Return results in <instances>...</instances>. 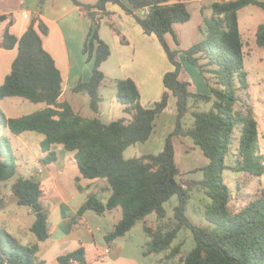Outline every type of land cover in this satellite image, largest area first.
I'll return each instance as SVG.
<instances>
[{"label":"trees","instance_id":"1","mask_svg":"<svg viewBox=\"0 0 264 264\" xmlns=\"http://www.w3.org/2000/svg\"><path fill=\"white\" fill-rule=\"evenodd\" d=\"M72 1L79 6L80 13L92 21L83 53L88 61L93 60L91 78L79 81L73 91L88 93L89 106L95 113L100 111L103 101L101 87L106 80L101 66L111 55L110 45L99 33L102 22L110 26L122 43H128L107 9L109 2L134 16L145 33L157 36L174 66L163 76L167 90L154 106L146 107L142 104L136 81L130 77L122 78L115 81L116 99L129 117L105 123L98 116L88 117L77 112L68 99L62 98L61 70L44 46L50 28L41 16L44 0H39V13L31 18L20 37L9 27L5 30L3 46L10 49L17 45L18 55L0 86V101L7 97H22L44 106L20 117L9 118L0 108L2 125L15 135L27 131L42 134L41 148L47 154L41 158V163L56 160L57 154L52 147L62 144L66 150L75 152L82 177L108 183L111 189L109 198L104 202L91 194L76 215L81 217L88 210L100 215L120 210V219L105 235L108 243L126 235L139 221L155 214L156 225L144 223V230L150 237L145 254L170 250L168 257H176L181 253L182 244L174 246L173 243L180 231L188 228L192 231L195 246L179 264H264V186L259 187L247 204L237 205L224 174L227 169L252 176L264 174V154L257 145L260 130L254 108H236L240 100L236 82L244 90L248 86L239 10L252 3L264 9V1L212 0L210 14L205 13V6L202 8L200 39L183 51L172 49L166 34L173 33L176 43H180L174 24L191 19L185 0H127L131 8L123 0ZM147 7L150 8L148 13L145 12ZM6 20L9 25L13 24V14H1L0 26ZM256 41L264 47V23L257 27ZM181 52L185 60L198 68L209 88L207 92L196 91L191 81L180 79L183 63L177 57ZM171 94L177 98L176 121L165 138L163 149L159 153L126 158L124 151L129 146L146 142L151 137L155 120L167 107ZM208 104L209 109H203V105ZM237 129H240L237 160L235 165H229L226 158ZM178 138H191L207 157L204 165L187 171L201 172L202 177L186 182L180 180L183 170L177 160ZM17 172L12 148L5 136H0V182L11 180ZM194 185L211 198L206 209V219L211 224L208 227L192 222L187 214ZM78 186L82 189L81 185ZM10 190L20 206L33 211L35 221L31 230L39 241L47 240L51 233L49 213L42 201V183L34 177L19 176L11 183ZM174 195L178 196L179 202L174 207V223L169 226L165 222L167 211L164 204ZM38 252L37 243L25 244L0 227V264H44ZM57 264L91 263L85 247L80 246L59 255Z\"/></svg>","mask_w":264,"mask_h":264},{"label":"crops","instance_id":"2","mask_svg":"<svg viewBox=\"0 0 264 264\" xmlns=\"http://www.w3.org/2000/svg\"><path fill=\"white\" fill-rule=\"evenodd\" d=\"M123 1L128 7H132L127 0ZM185 1L188 3L191 19L184 23L174 24V31L180 43H176L173 33L166 34L167 41L174 50L183 51L199 40V24L201 23L202 8L204 9V6L206 13H208L206 5L203 3L204 0ZM192 8L199 11L200 14H197V18ZM107 9L115 20L116 26L128 39V43H122L120 37L112 30H110L111 34L108 30L103 31V27L111 28L105 21L102 22L99 32L100 36L111 48V55L101 66L106 75L105 82L108 81L112 84V87L116 88V80L128 77L134 79L141 91L142 104L146 107H152L156 101L161 99L164 91L167 90L163 83V76L166 72L172 70L174 66L166 51L164 53L162 50H158L162 63L159 65L156 72L155 67L150 66V63L155 59L153 53L155 50L153 47H155V41L159 42L157 36L155 34L145 33L134 16L126 13L119 5L109 2L107 4ZM23 12H28L30 18H25ZM37 13H39V0H0V15L13 14L14 16L13 24L9 25L8 20H6L0 26V86L4 83L6 76L11 72L13 61L18 55L17 45L10 49L3 46L6 28L9 27L13 34L20 37L27 30L31 18ZM41 16L50 28L49 34L44 38V46L53 55L58 68L61 70L63 76L62 98L66 99L65 94L67 89L73 91V88L79 81H88L91 78L93 60L88 61L86 59V55L83 53V47L88 32L92 27V21L80 13L79 6L72 0H44ZM59 56L61 58L60 60ZM178 56L183 57V53H179ZM182 63L183 68L180 79L189 80L187 79L188 77L185 71L189 62L183 58ZM193 71L196 81L194 83L193 80H189L193 84V89L200 92H207L209 88L204 78L200 72L197 74L196 70L193 69ZM8 98L10 97L0 101V107L8 104L24 109L30 107H27V99L19 97V100L10 103ZM78 100L79 96H74L69 101L74 109L80 113L81 111L77 110L81 108L78 104ZM176 102L177 98L171 94L167 107L156 118L154 132L147 141H149L158 130H161V134L165 140L167 134L174 128L177 114ZM43 106L42 103H40V105L36 104L31 112ZM103 109L104 98L101 103L100 111L94 113L99 116ZM170 109L173 110L170 111ZM122 111H124L123 105ZM4 113L8 118L20 117L28 114L24 113L16 116L8 114L5 111ZM6 130L9 129L0 123V132ZM30 132L31 131H27L19 134L18 137H20L21 144L27 149H30V152H33L34 148L39 150L38 157L35 158L39 164L30 168L29 174L23 176L34 177L42 183L44 189L42 201L46 209V201H56L58 204L57 211L55 210L56 212H54L55 214L50 213L47 209L49 213L51 236L45 241H39L36 234L31 230L35 221L33 211L29 207L26 209L20 208L17 197L10 189L9 192L6 193V198L0 197V210H2L4 214L2 215L4 222H8L7 226L16 224L18 228H8L4 222H0V227L6 228L18 240L25 244L37 243L39 245L38 256L45 261L44 264H47V261L42 257L43 253L55 247L58 243L64 244L70 242H76L78 247H85L87 259L91 264H122L120 263L122 261L120 259L122 258L123 248L117 243L118 239L111 244L105 239L106 245L103 246L95 231L97 229L101 231L102 228L100 226L94 227L93 221L89 220L88 211L90 210L86 211L81 217L76 216L80 206L91 194L97 195L104 202L109 198L111 189L108 183L102 179L90 180L82 177L75 158V152L66 150L62 144H56L52 147L57 154L56 160L49 164L41 163V158L47 154V152L43 151L41 148V141L44 136L39 133L35 135L29 134ZM187 139L190 140V138ZM186 144L189 143L187 142ZM73 164L76 165L78 170H73ZM200 177L201 175L197 178ZM78 185H81L82 189H80ZM73 186H75L76 189L74 191L72 190ZM79 192L84 193L83 197L85 199L81 205L73 206L70 204V201L75 198ZM102 216L110 218L107 231L104 234L105 238V235L112 230L115 223L120 219L121 212L120 210L108 211L102 214ZM78 247H76V249ZM107 248L109 249L108 252H106ZM57 257L53 260V264H57ZM123 261L125 262L128 260ZM159 262L168 263L165 260H159ZM133 263L139 264L137 260H133Z\"/></svg>","mask_w":264,"mask_h":264},{"label":"rangeland","instance_id":"3","mask_svg":"<svg viewBox=\"0 0 264 264\" xmlns=\"http://www.w3.org/2000/svg\"><path fill=\"white\" fill-rule=\"evenodd\" d=\"M83 2H96L97 0H81ZM264 1V0H260ZM212 0H204L203 3L206 5L207 12L206 14L211 13L210 3ZM193 13H195L196 18L197 14H200L199 11L192 8ZM142 14V12H139ZM144 14V13H143ZM195 18V19H196ZM239 18H240V26L241 32L245 43V63L244 69L247 73V83L248 86L246 90L239 86L237 83V93L240 98L236 108H242L245 106H253L255 116L259 121V137L257 141V145L262 154H264V47H261L257 44L256 41V30L259 24L264 23V9L263 7L256 4H249L242 9L239 10ZM202 21V19H201ZM200 25V24H199ZM108 30L111 34V29L108 27H103V31ZM113 33V32H112ZM104 35V33H103ZM199 39H200V30H199ZM55 41V39L53 38ZM52 40V41H53ZM155 47L153 51L155 55L154 61L150 63V66L155 67V71L157 72L159 65L162 63L160 56L158 54V50H162L165 53L163 46L158 41H155ZM178 60L183 61V57H177ZM181 58V59H180ZM59 56V60H60ZM185 71L187 74V79L193 80L195 83V73L193 71L196 70L197 74H199V70L197 67L189 63L187 65ZM198 81V80H197ZM239 86V87H238ZM209 90V89H208ZM117 89L112 87V84L106 81L101 88V94L104 98V109L102 113L98 116L103 122L108 123L114 119L129 117L127 113L122 111V104L119 103L116 99ZM74 93V94H73ZM74 96H79L78 104L81 108H78V111L84 116L92 117L97 116L94 111L89 106L90 96L85 92L75 93L71 89L66 90L65 98L70 100ZM19 100V97H10L8 101L15 102ZM27 102V107L29 108H21L12 104H8L6 106H1L6 113L11 115H21L24 113H30L31 110L36 106V104L29 100ZM210 105H203V109H209ZM173 109H170V111ZM1 117V116H0ZM1 123V118H0ZM158 130V129H157ZM161 130H158L152 138L143 143H138L135 145L129 146L124 151V156L126 158H132L135 156H140L145 153H159L164 146L165 140L161 134ZM29 134H38L36 132H30ZM0 136H5L7 143L11 146L12 152L15 156L16 163L18 165L17 174L7 182H0V197L6 198V193L9 192L11 187V183L17 179L19 176L27 175L30 172V168H33L39 164L38 161L35 160L38 157L39 150L34 148L33 152H30V149H27L23 144H21L20 137L18 135L13 134L11 131H1ZM240 137V129H237L233 136V142L231 145V150L226 158V162L229 165H235L237 160V148ZM189 144H186V143ZM177 147V160L178 164L181 166L183 170V175L180 177L181 181H188L191 178H197L202 174L199 173H188L187 171L202 166L206 163L207 157L202 153V150L199 146H196L192 141L187 138L176 140ZM28 163V164H26ZM73 170H78L76 165L73 164ZM225 180L230 185V188L235 196V204L237 205H245L249 202L250 199L254 197L259 187L264 186V174L262 175H249L248 173L236 171L233 169H227L225 171ZM72 190H76L75 186L72 187ZM78 195L70 201V204L73 206L81 205L84 201V193H77ZM179 199L177 195L172 196L165 204V208L167 211V217L165 222L172 226L174 223V207L178 204ZM47 209L50 213L55 214L58 204L56 201H46ZM211 203V198L208 197L204 190L198 186H192L191 190V199L188 203L187 214L190 217L191 221L196 223L197 225L208 227L211 224L206 219V209L207 206ZM18 207V206H17ZM19 208V207H18ZM20 208L26 209L25 206H20ZM56 210V211H55ZM2 210H0V222H4L2 218ZM88 218L90 221H93L94 227L100 226L102 230H95L97 235L99 236V240L101 244L106 245V241L104 238V234L107 231V226L109 225L108 221L109 217H104L99 215L93 210L88 211ZM144 223H149L151 225H156L157 217L155 214H150L145 221H139L126 235L122 236L118 239L117 243H119L122 248V260L120 263L122 264H135L133 260H137L139 264H179L180 260H182L187 253L195 246V240L192 234V231L188 228H184L180 231L178 238L174 241L173 245L181 243V253L176 257H168L170 250H165L159 254H145L147 249L146 244L149 241L150 237L147 235L144 230ZM4 224H8V222H4ZM5 226V225H4ZM5 226V227H6ZM11 229H16L18 226L13 224L12 226H7ZM35 236V235H34ZM28 241V240H27ZM76 242L64 243V244H56L55 247L50 248L45 253H43V258L47 261V264H53V260L63 253L67 251H71L76 249ZM109 260V259H106ZM128 260V261H123ZM132 260V261H131ZM159 260H165L168 263H160Z\"/></svg>","mask_w":264,"mask_h":264},{"label":"built area","instance_id":"4","mask_svg":"<svg viewBox=\"0 0 264 264\" xmlns=\"http://www.w3.org/2000/svg\"><path fill=\"white\" fill-rule=\"evenodd\" d=\"M149 10H150V8L147 7V8L145 9V12L148 13ZM23 16H24L25 18H30V14H29L28 12H23ZM108 251H109V249L107 248V249H106V252H108Z\"/></svg>","mask_w":264,"mask_h":264}]
</instances>
